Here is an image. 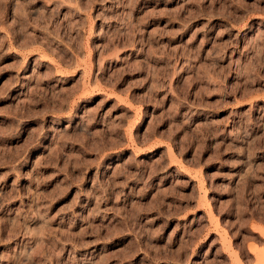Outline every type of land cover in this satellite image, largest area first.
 <instances>
[{
    "label": "rangeland",
    "instance_id": "1",
    "mask_svg": "<svg viewBox=\"0 0 264 264\" xmlns=\"http://www.w3.org/2000/svg\"><path fill=\"white\" fill-rule=\"evenodd\" d=\"M0 264H264V0H0Z\"/></svg>",
    "mask_w": 264,
    "mask_h": 264
}]
</instances>
